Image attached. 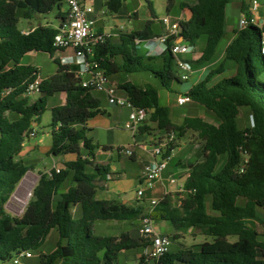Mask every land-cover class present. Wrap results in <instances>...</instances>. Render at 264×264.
Instances as JSON below:
<instances>
[{"label":"trees","instance_id":"16d2710c","mask_svg":"<svg viewBox=\"0 0 264 264\" xmlns=\"http://www.w3.org/2000/svg\"><path fill=\"white\" fill-rule=\"evenodd\" d=\"M104 1L110 12L118 13L125 0ZM166 1L168 12L178 2ZM229 3L230 0H196L190 7L184 1L179 4L185 14L180 22L183 40L196 46L205 38L197 62L200 66L214 63L226 33ZM64 4L65 0H0V264H14V258L25 251H39L37 264H118L123 250L144 248L147 243L142 237L133 238L131 229L119 235L96 234L94 224L113 221L132 226L145 216L156 223L169 221L174 231L169 234L172 241L194 229L212 238L197 246L170 250L155 264H264V240L257 229V222L264 224L258 213L264 208V28L249 24L234 30V37L223 54V59L234 63V75L210 84L225 71L222 64L218 65L184 93L213 114L218 123L198 116H186L175 123L169 107L160 103L156 85L117 84L134 106L147 111L146 120L138 128L139 134L175 133L176 140L166 147V156L171 155L177 141L190 130L203 142V160L193 163L184 183L186 191L180 193V207L170 205L165 196L149 213L146 197L142 200L134 197V204L97 198V191L104 188L100 184L113 174L110 165H94L95 150L113 148L101 146L87 135V121L104 111L94 91L82 86L77 67L54 59L58 70L42 78L36 102L29 104L23 97L39 70L21 64L22 58L34 50L52 56L58 51L54 46L58 29L38 23L24 33L19 28L18 14L21 12L25 20H38L55 11L56 19H64ZM148 8L151 19L143 31L121 33L115 41L112 35L98 29L104 39L95 46L94 60L110 77L149 73L171 92L172 82L181 80L169 45L161 55L148 56L147 52L139 53L135 43L151 35L157 19L150 1ZM240 12H247L242 1ZM156 59H160L159 66L152 63ZM62 92L66 94V104L51 110V153L74 154L75 159L64 162L60 172L54 168L41 173L24 213L10 216L5 206L27 172L33 169L32 164L19 158L25 139L33 131L34 122L46 111L49 98ZM242 108L249 109L253 120L244 129L238 125ZM223 156L225 160L221 163ZM68 179L70 187L62 191L61 186ZM53 230L59 236L56 247L48 253L40 251ZM231 237L237 239L231 241ZM144 262L142 259L141 263Z\"/></svg>","mask_w":264,"mask_h":264},{"label":"rangeland","instance_id":"374dc122","mask_svg":"<svg viewBox=\"0 0 264 264\" xmlns=\"http://www.w3.org/2000/svg\"><path fill=\"white\" fill-rule=\"evenodd\" d=\"M148 1L152 2L154 10L157 15L156 22L158 23L165 16H170V18L175 19L179 17L180 7L179 4L181 1L189 3L188 7L194 3L196 0H178L177 4L174 8L168 12L167 11V1L166 0H125L121 10L118 13L110 12L104 0H89L88 4L91 5L94 9V14L97 17V25L102 27H110L113 30V33H129L134 30L139 31L143 30L146 27L147 22L151 19L150 10L148 8ZM260 5V10L264 13V0H257ZM241 1L240 0H230V3L226 8V33L225 36L220 41L218 46V51L213 58V61L216 62L215 65L209 66L210 69L216 68L218 65H223L225 71L221 74L216 75L210 84H213L224 77H231L235 74V68H233L234 63L232 61H228L223 59V54L226 46L230 38L232 37L230 27H240L239 20L241 16V8H239ZM66 8L67 5L64 4ZM136 14V18L133 19L130 15ZM56 12H52L49 15L42 16L38 18V20H25L21 17V12H19L20 23L19 28L23 30L33 29L37 26L38 23H42L44 25H52L57 27L59 25V20L55 17ZM96 25V26H97ZM109 35V34H108ZM113 36V35H112ZM115 41L119 40V35L112 37ZM147 41H142L139 45V53L144 54L147 52ZM205 44V38H201L198 41V48L201 49ZM53 57V58H52ZM188 59L192 58L191 54L186 55ZM56 58V54L50 56L49 53L41 52L38 56L26 55L23 58L24 63H33L34 65L40 66L42 68V73L44 75H48L52 70L57 68V64L54 61ZM152 63L155 66L160 65V59L153 60ZM175 68L178 70L176 64ZM179 71V70H178ZM206 73V72H205ZM123 76H127V79H132L138 81L140 84L144 83H153L159 89L160 95V103L169 107L171 112V118L173 122L180 123L183 119V116H197L200 115L203 119L218 123L215 116L208 112L205 108L199 106L194 102H188L184 105H179L177 102L178 95L180 93H186L192 86L199 83L201 80V76H199L198 72H195L190 80L188 81H177L174 80L172 82L173 91L169 92L163 87L160 86L159 82L149 73H132L126 74ZM117 84V83H116ZM36 95L38 94H30L23 95L28 100L29 104H33L36 102ZM59 95H56L53 98H50L49 103L47 105L46 111L41 115L40 120L37 125L33 124V131L30 133V136L26 137L24 142V151L21 154L22 159L27 164H32L33 169L29 170L21 182L18 184L15 192L11 196L10 200L6 204V212L10 216L19 217L21 216L31 199V194L34 186L36 185L38 179L40 178L41 173H49L54 168H64V162L67 159L75 158L74 154H66V155H58L55 156L51 153L52 146V135H51V122H52V113L50 105L56 102ZM114 106V105H113ZM111 104L107 102L106 99L102 98V107H106L109 110H114ZM99 114L90 120L87 121L88 129L87 135L88 137H93L94 141L101 146H111L113 149L109 152H106L107 159L111 161L112 165L116 166V171H121V184L130 187L133 190H137L138 187L141 186V182L137 178V174L141 171L142 161L140 159H132L127 156L124 152H120L121 150H130L133 152L136 149L137 144L142 143H151L158 141L160 139H164L166 135L160 137L158 135L159 131H154L151 135L149 134H139L138 132L133 136L132 132L127 130L124 126L127 118L124 116L119 118L116 122H114L111 128H106V124H103L105 121ZM107 118V116H105ZM252 115L247 108H242L240 110V116L238 118V125L240 128L244 129L249 125H252ZM34 133V134H32ZM202 148L203 142L198 137V135L193 131L187 132L186 138H181L177 141V148L175 149L173 156L170 160V165L168 171H173L176 177H178V173L180 168L177 167V163L181 159H187L186 161H191L192 163L202 162ZM194 157L192 158V154L194 153ZM192 158V159H191ZM195 159V160H194ZM225 160V156L222 157L221 163ZM191 163V164H192ZM184 167H187V162L184 163ZM167 171L164 172L163 177L166 179ZM178 175V176H177ZM175 177V178H176ZM181 179V178H177ZM70 179L66 180L62 186L61 190L66 191L70 187ZM166 187L174 186L167 180L164 181ZM118 199L119 196L116 194H108L106 192L99 191L97 194V198L103 199ZM125 196H121L120 199H124ZM126 202L130 204H134L133 199H127ZM210 207V203L208 202ZM149 206L147 202V207ZM259 217L264 221V208L259 209ZM105 221H97L94 225L96 234L100 235H108V234H116L118 230L116 228H105ZM118 226V225H117ZM137 227V223L135 225H129L131 230H135ZM257 229L261 234L260 239L264 240V224L257 222ZM182 237L180 239H176L172 241L170 246L171 251H178L182 248H189L192 246H197L205 241L212 240L211 237L203 235L198 229H194L189 231L188 233L181 234ZM58 233L56 230H53L49 235L47 241L42 246L40 251L45 253L51 252L55 247L58 240ZM237 237H231V241H235ZM144 251V248H142ZM141 248H134L128 251H124L120 253L118 264H147V262L141 263L142 255L135 260L130 259L129 255L137 254L142 251ZM39 257V251L32 252V257L29 259L23 260L24 264H37ZM176 264H185L181 262H177Z\"/></svg>","mask_w":264,"mask_h":264},{"label":"built area","instance_id":"2783aa9c","mask_svg":"<svg viewBox=\"0 0 264 264\" xmlns=\"http://www.w3.org/2000/svg\"><path fill=\"white\" fill-rule=\"evenodd\" d=\"M245 2L246 0H240ZM67 7L66 16L61 19L60 25L57 27L58 33L54 38V46L58 50H72V54L63 57L64 64L77 67L76 73L81 76V84L84 88L91 89L92 91H102L106 94L109 104L124 107L129 110L128 120L125 122V128L132 132L133 136L138 132L139 126L146 120L147 111L144 108L134 106L127 95H120V89L117 84L112 81L105 70L98 68V64L94 60L95 46L102 42L104 35L98 33L95 30L97 17L94 14V9L88 4V0H65ZM260 5L257 0H250V11L242 12L239 20L240 28H245L249 24H254L261 27L258 24L254 15L258 12ZM185 18L183 13L178 20H172L170 16H165L161 19L163 25V32L160 36L154 40H136L137 46L142 41H147V47L151 49L150 41L156 42L160 46L161 55L168 48L174 58V62L179 70V77L181 81H188L195 73L193 63L186 57L188 54H192L195 50V46L189 42L184 41L181 34V20ZM106 34V33H105ZM108 35V34H106ZM262 54L264 55V35ZM42 77L40 75L29 84L27 92L24 95L39 94L40 84ZM9 91H6L8 93ZM179 104H185L191 102V99L182 94L178 97ZM33 134V133H32ZM175 133L167 134L166 137L156 145H152L150 152L153 156V160L145 164L141 171V186L135 191V197L142 200L145 197L147 191H151L155 188L156 182L162 179L163 172L168 167L170 156L165 155L166 147L175 142ZM127 156H133V152L130 150H121ZM56 172H60L59 168H55ZM169 182L171 184H178V180L175 177H170ZM179 192H185L184 184H179ZM32 195V194H31ZM149 213L159 203L156 198H151L149 201ZM138 230L141 237L147 246L144 247L142 259L147 264H155L162 256L170 251L172 239L169 235L161 233L157 228V223L149 216H145L140 220ZM32 257V253L29 251L22 252L14 258V264H22L24 259Z\"/></svg>","mask_w":264,"mask_h":264},{"label":"crops","instance_id":"0c3cea01","mask_svg":"<svg viewBox=\"0 0 264 264\" xmlns=\"http://www.w3.org/2000/svg\"><path fill=\"white\" fill-rule=\"evenodd\" d=\"M89 1V0H88ZM196 1H194L195 3ZM192 3V5L194 4ZM189 4V3H188ZM245 6H246V10L247 12L250 11V0H246L244 2ZM239 8H241V3H240V6ZM136 14L137 13H134L133 15H130L131 18L135 19L136 17ZM182 16V12L180 10V13H179V17L175 18V19H172V20H178L180 19ZM254 17L256 18L258 24L261 25V28H264V13L263 11L258 10V12L254 15ZM59 20V25H60V22H61V19H57ZM58 25V26H59ZM96 25H97V22H96ZM52 26V25H51ZM57 26V27H58ZM54 27V26H53ZM55 27V28H57ZM226 27H227V23L225 24V32H226ZM34 29V28H33ZM33 29H28V30H23L24 33H28L29 31L33 30ZM98 29H101L104 33L106 34H109V35H113V36H117L121 33H113V30L110 28V27H102L100 25H97L95 27V30L98 31ZM235 29H238V26L237 27H230V31H231V34H232V37L230 38L228 44L230 43V41L233 39L234 37V30ZM144 30V29H143ZM143 30H139V31H143ZM133 32H138L136 30L132 31V32H129V33H133ZM163 32V25L161 23V20H159V22L157 23L156 21L154 22L153 24V27L151 29V35L146 39V40H149V39H152L154 40L155 38H157L158 36H160ZM151 49H147V55L148 56H159L158 52L160 51V46L158 43L156 42H153V41H150V45ZM205 47V44L204 46L199 49L198 48V44L195 46V50L194 52L191 54L192 55V58L189 59L193 65H194V68H195V72H198L199 76H201V80L202 81L205 76L207 75V73L209 72L210 68L207 67V65H198L197 62L198 60L201 58L202 56V52H203V49ZM41 52L39 51H30L28 52L26 55H32V56H38ZM56 54V58L54 59H58L59 61H61L62 64H64L63 62V57L65 56H68V55H71L72 54V50L70 49H67V50H58L56 52H54ZM24 55V56H26ZM51 56V55H50ZM53 56V55H52ZM24 58V57H23ZM23 58L21 60V64L23 65H29V66H32V67H35L37 70H39V75L42 77V78H47L51 75H54L56 72H57V68L55 70H52L51 73H49L48 75H44L42 73V68L40 66H37V65H34L33 63H24L23 61ZM53 58V57H52ZM216 62L213 63V65H215ZM234 69V66L233 68ZM206 72V73H205ZM112 81H114L115 83L119 84V83H123V82H133V83H139L138 81L136 80H132V79H127V76H123V74H119V75H115V76H112L111 77ZM199 81V82H200ZM151 83V82H150ZM140 84V83H139ZM97 98L100 99V102H101V109L104 111V113L102 114H99L98 117H102L103 120L105 121L103 124H106L105 126H107L106 128H111L112 124L114 122H116L119 118L121 117H125L127 118L128 120V114H129V110L127 108H124V107H118V106H113L115 107L114 110H109L107 109L106 107H102V98L106 99L107 100V96L104 92L102 91H94L93 93ZM120 95H126V93L120 89V92H119ZM184 93H180L178 95V97L180 95H182ZM56 95H59V97L57 98L56 102L53 103L52 105H50V108L52 110V108L54 107H57V106H62V105H65L66 104V94L65 93H57L55 95H53L52 97L50 98H53L55 97ZM39 98V95H36V100ZM49 98V100H50ZM49 100H48V103H49ZM108 102V100H107ZM177 102H178V98H177ZM192 102V101H191ZM109 103V102H108ZM188 103V102H187ZM179 104V102H178ZM186 104V103H185ZM181 105V104H179ZM184 105V104H182ZM107 116V118L105 117ZM198 117H201L200 115H197ZM186 117L185 115L183 116V118ZM202 118V117H201ZM126 120V121H127ZM34 125H37V123L34 122ZM125 125V123H124ZM86 127L89 129L90 127L88 126V124L86 123ZM34 134V133H33ZM158 135L160 137H163L164 135H166L165 131H159L158 132ZM187 137V134L184 136V138ZM93 138V137H91ZM160 141H162V139L158 140V141H155V142H151V143H142V144H137L136 145V149L133 150V159H140L142 161V167H141V171L144 167L145 164L149 163L151 160H153V156L150 152V148L152 145H156L158 144ZM99 143V141H98ZM111 147V146H110ZM177 148V147H176ZM175 148V149H176ZM175 149L171 152V155H170V159H169V162H168V167L165 171H167V175H166V179L165 177L162 176V179L159 180L158 182H156L155 184V188L151 191H147L146 194H145V197L148 199V202L150 201L151 198H156L158 199L159 201L161 199H163L165 196H168L169 198V203L170 205H172L173 207L175 208H179L180 207V201L179 199L182 197V194H180L179 192V188H180V185L179 184H184L187 177L189 176L190 174V170L193 166V163L191 161H186L187 159H181L178 163H177V167L180 168V171L178 173V177L181 178V179H178V184H174V186H171V187H166L165 186V183L164 181L167 180L168 178V181L170 179V177H176V175L174 174L173 171H168V168H169V165H170V160L173 156V153L175 151ZM96 152V158L94 159V165L96 164H100V165H112L111 161H109L107 159V154L106 152H109V151H103L102 148H97L95 150ZM194 154H195V151L194 153L192 154V158L194 157ZM20 159H22V157L20 156L19 157ZM191 158V159H192ZM75 158H72V159H67V161H70V160H74ZM195 160V159H194ZM187 162V167L185 168L184 167V163ZM192 163V164H191ZM195 163V162H194ZM197 163H200V162H197ZM111 169H112V174L113 175H110V177L108 178V181L106 183H101L100 185L103 186L104 188L103 189H99L97 191V194L99 191H103V192H106L108 194H116L119 196V200H122L120 199L121 196H126L128 193L132 192V191H135L130 187H127L123 184H121V171H116V166L113 165L111 166ZM141 171L136 175L137 178L139 179V181L141 182V178H140V175H141ZM164 171V172H165ZM164 172H163V175H164ZM165 176V175H164ZM176 177V179L178 178ZM139 188V187H138ZM135 197V195L130 198V199H133ZM99 199H103V198H99ZM111 199H114L113 197H111ZM123 201V200H122ZM127 203V202H126ZM77 210V208H76ZM95 225V224H94ZM105 225H108V226H105V228H116L119 232V234H121L122 232H125V231H129L130 228H129V225L128 223H125V222H113V221H107ZM118 225V226H117ZM139 225H140V222L138 221L137 222V230L139 228ZM157 228L158 230L163 233V234H166V235H169V234H172L174 231H173V227L172 225L170 224L169 221L167 220H162L160 222L157 223ZM95 229V228H94ZM191 231V230H190ZM132 232V230H131ZM118 233L116 234H108V235H119ZM141 237V236H140ZM139 237V238H140ZM131 249H134V248H131ZM131 249H128V250H131ZM142 249V248H141ZM128 250H123L122 252L124 251H128ZM121 252V253H122ZM143 253V249L141 252L137 253V254H131L129 255V258L130 259H133L135 260L136 258H139Z\"/></svg>","mask_w":264,"mask_h":264},{"label":"water","instance_id":"95a60500","mask_svg":"<svg viewBox=\"0 0 264 264\" xmlns=\"http://www.w3.org/2000/svg\"><path fill=\"white\" fill-rule=\"evenodd\" d=\"M134 195H135V191H132V192L128 193V194L124 197V199H123V203H126V200L132 198ZM130 235H131L133 238H139V237L141 236L140 231L137 230V229L132 230V232H130Z\"/></svg>","mask_w":264,"mask_h":264}]
</instances>
